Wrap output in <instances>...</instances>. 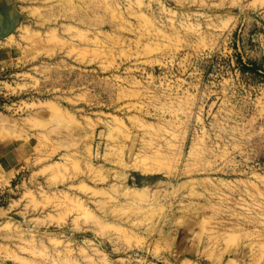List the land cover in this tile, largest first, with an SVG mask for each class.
Here are the masks:
<instances>
[{
	"label": "rangeland",
	"instance_id": "rangeland-1",
	"mask_svg": "<svg viewBox=\"0 0 264 264\" xmlns=\"http://www.w3.org/2000/svg\"><path fill=\"white\" fill-rule=\"evenodd\" d=\"M0 11V264H264V0Z\"/></svg>",
	"mask_w": 264,
	"mask_h": 264
},
{
	"label": "crops",
	"instance_id": "crops-1",
	"mask_svg": "<svg viewBox=\"0 0 264 264\" xmlns=\"http://www.w3.org/2000/svg\"><path fill=\"white\" fill-rule=\"evenodd\" d=\"M5 55L14 57V52L0 47V57ZM31 156L32 146L28 143L0 142V177L6 176L13 182Z\"/></svg>",
	"mask_w": 264,
	"mask_h": 264
},
{
	"label": "water",
	"instance_id": "water-1",
	"mask_svg": "<svg viewBox=\"0 0 264 264\" xmlns=\"http://www.w3.org/2000/svg\"><path fill=\"white\" fill-rule=\"evenodd\" d=\"M15 31V17H11L7 14V21L0 11V41L5 40L11 36Z\"/></svg>",
	"mask_w": 264,
	"mask_h": 264
},
{
	"label": "trees",
	"instance_id": "trees-1",
	"mask_svg": "<svg viewBox=\"0 0 264 264\" xmlns=\"http://www.w3.org/2000/svg\"><path fill=\"white\" fill-rule=\"evenodd\" d=\"M257 64L256 63H252L251 67H248L246 65H242L243 71H249L251 73L257 74L259 72V70L261 69H257ZM264 71V70H263Z\"/></svg>",
	"mask_w": 264,
	"mask_h": 264
},
{
	"label": "bare ground",
	"instance_id": "bare-ground-1",
	"mask_svg": "<svg viewBox=\"0 0 264 264\" xmlns=\"http://www.w3.org/2000/svg\"><path fill=\"white\" fill-rule=\"evenodd\" d=\"M13 35V34H12ZM10 37V36H9Z\"/></svg>",
	"mask_w": 264,
	"mask_h": 264
}]
</instances>
